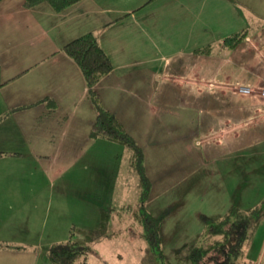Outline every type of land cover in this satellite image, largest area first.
Here are the masks:
<instances>
[{"label":"crops","instance_id":"0c3cea01","mask_svg":"<svg viewBox=\"0 0 264 264\" xmlns=\"http://www.w3.org/2000/svg\"><path fill=\"white\" fill-rule=\"evenodd\" d=\"M164 1L173 5L165 8L161 4ZM252 1L82 0L58 12L47 3L26 7L24 0H1L0 151L9 154L0 161L10 159V166L0 170V199L4 201L0 219L4 217V226L10 220L15 227L25 218L33 223L37 219L38 227L43 223V233L45 226L59 225L50 224L52 211H62L57 215L58 222L65 221L62 213L71 216L73 198L80 206H86L89 200L91 189L85 181L90 177L83 172L86 164L78 170L75 162L103 161L105 154L99 158L98 152L106 139L90 142L96 114L89 86L63 46L90 31L97 35L114 64L94 88L104 106L120 118L142 148H150L152 161L162 157H153L152 150L160 146L159 137L164 140V134L156 131L159 125L154 119L180 111L183 115L191 111L210 115L212 133L205 140L217 176L231 178L236 171L231 162L235 157L256 154V148L263 155L264 27L252 31L234 49L219 44L226 35L245 28V4L264 14V1L258 9L257 4H250ZM156 2L162 10L147 13ZM174 4L176 12L168 11H173ZM209 43L215 45L211 54L195 51ZM240 86L255 91L245 94L238 90ZM174 98L177 105L171 103ZM15 114L28 116L22 117L25 120L16 127L9 123L1 127ZM202 120H198L200 129ZM187 136L175 138L186 140ZM108 143H114L112 147L116 144L117 156L126 154L129 161V150L123 144ZM48 144H55L53 152L48 151ZM64 145L82 152L76 155L63 151ZM95 145L99 148L94 149ZM95 150L97 158H92ZM28 211L31 215L25 217ZM72 223L88 226L73 217L63 225ZM55 233L48 230L45 242L57 240ZM38 236L32 241L37 243L31 252L0 251V257L9 259L0 264L45 262L41 256L44 242L42 235Z\"/></svg>","mask_w":264,"mask_h":264},{"label":"rangeland","instance_id":"374dc122","mask_svg":"<svg viewBox=\"0 0 264 264\" xmlns=\"http://www.w3.org/2000/svg\"><path fill=\"white\" fill-rule=\"evenodd\" d=\"M263 1L253 0L250 4H257L255 7L258 9V4ZM161 4L165 8L173 5L167 1ZM161 4L156 2L150 5L147 13L152 11L155 14L162 10ZM243 9L248 17L244 24L245 27H251L253 33L264 27V14L256 13L249 4H245ZM176 10L177 5L174 4L173 11H168L176 12ZM175 95L177 96V93ZM171 103L177 105L178 100L174 98ZM173 112L177 113L178 111ZM190 113L183 115L180 111L177 115H164L161 119H154L155 125H159V130L156 131L158 134H164V140H162V136L159 137L160 146L152 150L154 151L153 157H156L157 154L162 155L156 162L150 158V148L143 146L146 151L147 174L152 181V191L147 207L157 216H164L162 246L166 260L171 262H175L178 253L186 256L190 245L198 240L205 226L203 215L218 218L227 211L232 203L240 204L247 209L255 206L264 198V161L261 159L264 158V154L260 155L261 149L256 148V154L248 153L244 158L235 157L232 159L231 162L236 171L232 173L231 178L217 176L215 173L217 171L214 172L213 162L208 154L207 140H205L212 133L210 115L204 111L200 114L195 111ZM27 116L28 114H15L1 127L7 123L16 127ZM200 118L203 119L201 129L198 123ZM38 123L39 120L36 121V127ZM31 124L34 125V121ZM165 126L168 128L164 129ZM184 134L188 135L186 140H176L175 135L183 136ZM90 142L96 141L92 139ZM112 144L108 143V140L100 143L99 158L102 154L105 156L104 160L98 164H95L92 159L89 162L84 160L75 162L78 170L85 163L83 172L90 177L85 181L91 189L86 206L84 204L80 206L81 204L76 202V198H73L71 216L67 215L65 211L61 216V218L66 217L65 221L59 222L57 215L60 216L62 211H52L49 222L51 225L56 223L59 225L45 226L43 233L40 232L43 223L38 227L37 219H33V223L29 218H25L13 227L14 224H11V220L4 226V217L1 216L0 240L22 245L21 251L31 252L37 243L32 241H37L38 234H41L43 239L41 241L44 242L42 244L44 252L41 256L45 258V262L41 261L37 264H54L48 257L49 247L54 242L66 240L71 225L75 224L72 223L69 226V224L63 225V223H69L70 217H73V219L88 225L87 227H96L100 221V208L113 204L117 205V210L111 215L108 231L103 235H98L88 246L87 264H157L158 256L147 243L143 225L134 223L132 213L121 209L124 205L137 204L139 176L130 166L128 155L117 156L116 144L113 147L110 146ZM48 146V151L55 150V144H48ZM99 146L95 145L94 149ZM86 149L87 146L84 150ZM63 151H72L76 155L82 152L80 148L69 147L67 149V145H64ZM92 158H97L96 150ZM8 160L10 159L0 161V170L5 166H10ZM69 161L73 162L74 160L71 158ZM84 192L85 199L87 193ZM57 202L56 198L55 204ZM3 204L4 201L0 199V210ZM30 213L31 211L26 212L25 217L30 216ZM52 229L57 232V234L55 233L57 240L45 242L48 236L46 233ZM9 238H17L24 242L13 241ZM8 250L17 249L4 245L0 248V251ZM8 260L0 257L1 262ZM237 264H264V218L257 226L254 236L246 242L244 252L239 257Z\"/></svg>","mask_w":264,"mask_h":264},{"label":"trees","instance_id":"16d2710c","mask_svg":"<svg viewBox=\"0 0 264 264\" xmlns=\"http://www.w3.org/2000/svg\"><path fill=\"white\" fill-rule=\"evenodd\" d=\"M1 1V0H0ZM82 0H24L26 7H34L41 3L49 4L55 11H64ZM252 33L251 27L226 35L219 44L234 49ZM214 44H206L195 51L211 54ZM63 51L79 65L89 86V94L95 110V120L90 129L92 139H106L123 144L130 153L129 163L139 176V200L137 204L121 207L132 213L133 221L143 225L149 247L157 254V264H237L244 252L246 242L251 239L257 226L264 218V198L255 206L243 208L231 204L227 211L218 218L203 215L204 229L198 240L190 245L188 254L176 255L175 262L166 260L162 246L163 215L157 216L147 208L151 196L152 181L147 174L146 154L137 139L130 134L120 118L105 107L94 86L105 75L109 74L114 64L109 54L102 47L97 35L90 31L84 33L63 46ZM9 153L0 151V157ZM117 205L103 206L100 209V221L96 227H83L72 224L66 240L51 244L48 257L54 264H87L88 246L98 235L108 231L111 215ZM9 246L17 250L22 245L0 240V248Z\"/></svg>","mask_w":264,"mask_h":264},{"label":"built area","instance_id":"2783aa9c","mask_svg":"<svg viewBox=\"0 0 264 264\" xmlns=\"http://www.w3.org/2000/svg\"><path fill=\"white\" fill-rule=\"evenodd\" d=\"M238 90H239L240 92H242V93H245V94H251V93H253V92L255 91V89H252V88H250V87H248V86H240V87L238 88ZM261 92H262V94L264 95V89H262Z\"/></svg>","mask_w":264,"mask_h":264}]
</instances>
